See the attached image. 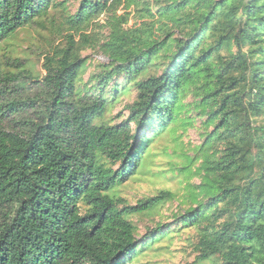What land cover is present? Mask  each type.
Listing matches in <instances>:
<instances>
[{
    "label": "trees",
    "instance_id": "trees-1",
    "mask_svg": "<svg viewBox=\"0 0 264 264\" xmlns=\"http://www.w3.org/2000/svg\"><path fill=\"white\" fill-rule=\"evenodd\" d=\"M160 1L155 15L146 10L154 22L126 28L116 12L136 0H80L62 16L64 42L43 56V77L19 59L7 63L16 73L0 69V264H127L167 235L157 227L138 243L129 219L170 192L134 206L110 193L144 166L189 94L211 131L200 147L202 201L179 225L196 231L197 262L264 264V0ZM59 9L58 0H0V43ZM101 17L109 64L94 95L78 84ZM121 77L136 93L127 119L102 122L113 105L105 91Z\"/></svg>",
    "mask_w": 264,
    "mask_h": 264
},
{
    "label": "rangeland",
    "instance_id": "rangeland-1",
    "mask_svg": "<svg viewBox=\"0 0 264 264\" xmlns=\"http://www.w3.org/2000/svg\"><path fill=\"white\" fill-rule=\"evenodd\" d=\"M58 1L64 3L66 11L62 9L51 11L43 28L32 26L21 29L0 43L1 70L16 73V69L8 67L7 63L19 59L24 64L23 68L29 71L32 77L41 78L45 75L43 56L64 42L63 33L57 31L59 26L62 27V16L75 14L80 5V0ZM163 5L160 0H136V4H131L127 9L121 7L116 13L128 15L126 28L139 27L143 23L154 22V19L146 14L147 8L155 15L157 8ZM106 23V18L99 19V25L93 28L96 45L81 52L85 64L78 87L94 95L99 94L98 80L95 78L103 71V67L109 64L107 57L100 50V45L109 35ZM127 80L126 77L114 79L106 89L107 99L113 105L100 121L119 124L127 119V106L133 103L136 95L133 84ZM115 84L120 86L122 92L113 98L111 87ZM33 93L34 87L27 82L24 95L31 96ZM193 102L192 95L185 96L182 107L177 110L175 120L166 131L155 138L152 137L154 139L144 166L127 183L110 193L111 196L126 201L129 206L156 196L161 191L172 194V199L156 210L129 219L136 227L135 237L138 243H145V236L157 227L163 232L168 231V234L150 243L146 248L142 247L139 254L127 264H217L214 261L195 260L196 231L182 228L178 222L181 216L189 209L196 208L197 203L202 201L196 189L200 183L198 172L202 156L200 147L211 131V128L207 129L204 126L206 118L200 116Z\"/></svg>",
    "mask_w": 264,
    "mask_h": 264
}]
</instances>
